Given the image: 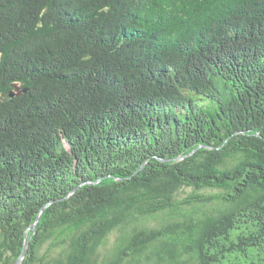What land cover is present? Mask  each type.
<instances>
[{"label":"trees","instance_id":"obj_1","mask_svg":"<svg viewBox=\"0 0 264 264\" xmlns=\"http://www.w3.org/2000/svg\"><path fill=\"white\" fill-rule=\"evenodd\" d=\"M25 244L264 264V0H0V264Z\"/></svg>","mask_w":264,"mask_h":264},{"label":"water","instance_id":"obj_2","mask_svg":"<svg viewBox=\"0 0 264 264\" xmlns=\"http://www.w3.org/2000/svg\"><path fill=\"white\" fill-rule=\"evenodd\" d=\"M9 97H13V94H10ZM43 210H44V208L41 209V212H42ZM41 212H40V213H41ZM38 220H39V216L36 218L34 224L31 226V228H35V227H36V224H37ZM26 248H27V244L24 245L23 251H22L20 257L18 258L16 264H20V262L24 259V254H25V250H26Z\"/></svg>","mask_w":264,"mask_h":264},{"label":"rangeland","instance_id":"obj_3","mask_svg":"<svg viewBox=\"0 0 264 264\" xmlns=\"http://www.w3.org/2000/svg\"><path fill=\"white\" fill-rule=\"evenodd\" d=\"M206 194H209L210 192L209 191H204ZM115 239V234H112L110 237H109V241H108V245L112 244L113 241ZM109 247V246H108ZM106 247V248H108Z\"/></svg>","mask_w":264,"mask_h":264}]
</instances>
